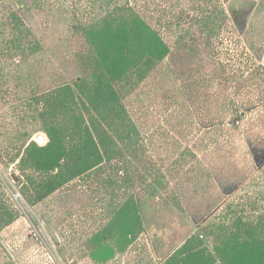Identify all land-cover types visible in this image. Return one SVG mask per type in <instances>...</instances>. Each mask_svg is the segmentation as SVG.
<instances>
[{
  "label": "rangeland",
  "instance_id": "1",
  "mask_svg": "<svg viewBox=\"0 0 264 264\" xmlns=\"http://www.w3.org/2000/svg\"><path fill=\"white\" fill-rule=\"evenodd\" d=\"M123 1L0 0V264H164L190 240L224 264L216 247L264 218V0H130L171 48L116 83L141 137L42 195L24 152L48 134L19 95L89 77L82 25ZM12 12L43 44L26 62L3 52ZM133 194L121 247L107 226Z\"/></svg>",
  "mask_w": 264,
  "mask_h": 264
},
{
  "label": "trees",
  "instance_id": "2",
  "mask_svg": "<svg viewBox=\"0 0 264 264\" xmlns=\"http://www.w3.org/2000/svg\"><path fill=\"white\" fill-rule=\"evenodd\" d=\"M21 5L26 7L23 2ZM6 25L10 29L4 42L6 55L26 62L43 50L41 40L18 13L12 12ZM81 30L90 45L85 61L91 75L32 93L24 88L19 95L22 106L34 109V117L49 137L45 145L29 141L24 152L26 165L46 173L40 182L42 195L75 175L97 168L105 156L113 157L119 139L136 143L141 134L116 83L136 68H150L171 50L130 0L118 2L97 21L82 25ZM141 225L140 206L133 194L116 212L106 232L118 231L124 247ZM260 226H264V218L257 226L231 233L216 247L224 264H264V234L256 233ZM195 244L188 241L164 264H212L210 253ZM114 255L115 248L109 246L92 256L106 261Z\"/></svg>",
  "mask_w": 264,
  "mask_h": 264
},
{
  "label": "water",
  "instance_id": "3",
  "mask_svg": "<svg viewBox=\"0 0 264 264\" xmlns=\"http://www.w3.org/2000/svg\"><path fill=\"white\" fill-rule=\"evenodd\" d=\"M48 140H49L48 136H46L43 133H40V134L37 135V141H38V143H40V145L47 144ZM54 237L59 242V239H58L56 234H54Z\"/></svg>",
  "mask_w": 264,
  "mask_h": 264
},
{
  "label": "crops",
  "instance_id": "4",
  "mask_svg": "<svg viewBox=\"0 0 264 264\" xmlns=\"http://www.w3.org/2000/svg\"><path fill=\"white\" fill-rule=\"evenodd\" d=\"M8 227H10V226H8ZM8 227H7V228H8ZM6 231H7V230H6ZM5 234H6V233H5V230H4V231L2 232V234H1L2 237H3V239H4L3 241L5 242L6 245L9 246V248H10L11 250H14V247L11 246V244H10V240H8V239L6 238L7 235H5ZM4 242H3V243H4ZM14 251H15V250H14Z\"/></svg>",
  "mask_w": 264,
  "mask_h": 264
}]
</instances>
